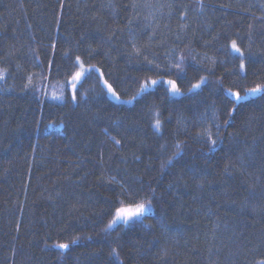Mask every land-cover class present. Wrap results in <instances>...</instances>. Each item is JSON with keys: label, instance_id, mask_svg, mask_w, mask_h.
<instances>
[{"label": "trees", "instance_id": "obj_1", "mask_svg": "<svg viewBox=\"0 0 264 264\" xmlns=\"http://www.w3.org/2000/svg\"><path fill=\"white\" fill-rule=\"evenodd\" d=\"M257 85L264 0H0V264H264Z\"/></svg>", "mask_w": 264, "mask_h": 264}, {"label": "snow or ice", "instance_id": "obj_2", "mask_svg": "<svg viewBox=\"0 0 264 264\" xmlns=\"http://www.w3.org/2000/svg\"><path fill=\"white\" fill-rule=\"evenodd\" d=\"M232 49H233L234 52L239 53L240 56L243 57V53L241 52L240 48L237 47V45H236V43L234 41L232 43ZM77 63H79V59H77ZM149 63H151V61H149ZM179 66L180 65L177 64V67H179ZM81 67H83V66H81ZM244 67H245V65H244L243 59H242L241 60V64H240L241 71H243ZM81 75H82V71H77L75 73V75L72 77V81L70 83H72L73 87H75V83L74 82L79 81ZM156 83H157V81L152 80L149 83L141 85V91H144L147 87H149L150 85H155ZM164 83H166L167 85L170 86L169 91L173 95L180 94V89L177 87V84H176L175 81L168 80V81H164ZM199 87H200L199 84H193L192 85V89H197ZM192 89H190L189 91H191ZM108 91L114 97L119 99V97L116 96V93L113 91L111 86H108ZM230 95L235 98V102L238 105V104H240V102L242 100H245L248 97H255L257 95H264V86L257 85L256 87L250 89L248 91V93L246 94V96H244V97L240 96L239 93H237V92H231ZM53 98L55 99V98H58V97H53ZM73 99H75V97H73ZM133 99H135V97ZM127 103H131V101H127ZM160 123H161L160 120L157 119L155 121V124L153 125V127L156 128L157 130H159ZM207 138H208V140L210 141V143L212 145H215L216 141L214 139H212L211 134H209ZM148 207H149V205H146L145 203H138V204L135 205L134 208H124V207L117 208L115 216H114V219H113L112 223L109 224V227H112L113 224H115V223H117L119 221H124L125 223H127L129 220H131L133 218L143 217L145 212L147 211ZM57 247H59L61 249H65V248L68 247V245L59 244V245H57Z\"/></svg>", "mask_w": 264, "mask_h": 264}, {"label": "rangeland", "instance_id": "obj_3", "mask_svg": "<svg viewBox=\"0 0 264 264\" xmlns=\"http://www.w3.org/2000/svg\"><path fill=\"white\" fill-rule=\"evenodd\" d=\"M81 66H83V67H81ZM91 70H96V67L95 66H87V65H84L82 62H81V60L79 59V63H77V60H76V70H75V72L73 73V75L71 76V78L67 81V83H66V85H67V87L69 88V90L72 92L73 91V89L75 88V87H73L72 86V83H70L71 81H72V77L75 75V73L77 72V71H82V75H81V77H80V79H79V81L81 80V78L86 74V73H88L89 71H91ZM168 80H172V79H164V80H162V79H155V81H157V83H159V82H162L163 83V85L167 88V90H168V92H169V94L171 95V96H174V97H178V96H180L181 94H182V92L180 91V94H178V95H173L170 91H169V88H170V86L169 85H167L166 83H164V81H168ZM79 81H76V82H74L75 83V86L77 85V83L79 82ZM150 81H152V80H150ZM149 81V82H150ZM148 82V83H149ZM156 83V84H157ZM102 84H103V86H104V89H105V92H106V94H107V96L110 98V99H112L114 102H117V103H124V104H131V103H133V101H134V97H131V98H121V97H119L117 94H116V96L117 97H119V99H117L116 97H114L111 93H109V91H108V84H106L104 81H102ZM146 84V83H145ZM196 84H201V82H199V83H196ZM144 85V84H143ZM154 85H150L149 87H147L145 90H147V89H150V88H152ZM61 89H59V90H52L51 91V93H50V96L53 98V97H58V98H55V99H57V100H60L61 99V91H60ZM144 90V91H145ZM192 90H194V89H192ZM248 91L249 90H246L245 92H243V93H239V95L240 96H242V97H244V96H246V94L248 93ZM141 92H143V91H141V89H140V91L138 92V95L141 93ZM226 92L230 95V93L231 92H236V91H232V90H228V89H226ZM238 93V92H237ZM231 96V95H230ZM232 97V96H231ZM234 100H235V98L234 97H232ZM127 101H131V103H127ZM141 203H145L146 205H149V207L147 208V211L145 212V214H148V213H150L151 211H152V205H151V203L150 202H141ZM135 205L136 204H134V205H125V206H121V207H124V208H134L135 207ZM120 208V207H119ZM116 213V212H115ZM115 213H114V216H115ZM144 214V215H145ZM114 216H113V218H112V220L110 221V223L109 224H111L112 223V221H113V219H114ZM139 218H141V217H139ZM139 218H133V219H131V220H129L127 223H125L124 221H119V222H117V223H115V224H113L112 225V227H114L116 224H118V223H124V224H128V223H130V222H132V221H134V220H136V219H139ZM112 227H110V228H112Z\"/></svg>", "mask_w": 264, "mask_h": 264}]
</instances>
